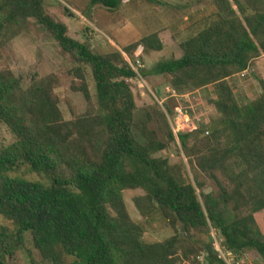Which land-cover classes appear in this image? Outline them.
Segmentation results:
<instances>
[{
    "label": "trees",
    "instance_id": "obj_1",
    "mask_svg": "<svg viewBox=\"0 0 264 264\" xmlns=\"http://www.w3.org/2000/svg\"><path fill=\"white\" fill-rule=\"evenodd\" d=\"M131 1L138 0H90L89 7L113 11ZM208 1L209 7L177 23V29L184 22V31L196 29L179 42L182 56L136 73L122 53L97 54L71 38L67 26L45 12L44 0H0V67L4 43L35 20L73 60L66 72L69 88L88 105L82 115L71 109L73 118L65 120L55 93L63 82L59 75L34 77L25 88L11 70L0 68V123L13 137L0 148V218L13 227L0 224V264H21L16 252L26 233L46 264H201L203 251L212 263L211 245L199 249L192 235L210 227L226 248L239 255L254 251L264 262V80L260 94L244 104L230 84L264 56V0ZM163 50L154 32L122 52L141 62ZM137 77L164 78L177 96L214 88L216 116L178 139L192 167L217 187V196L204 191L200 201V183L192 185L180 167L156 157L178 141L169 128L164 137L149 128L150 113L136 125L130 81ZM190 137L195 144L188 149ZM21 166L50 184L9 176ZM134 190L144 193L133 199L139 214L158 213L175 235L144 242L142 227L124 203L123 193Z\"/></svg>",
    "mask_w": 264,
    "mask_h": 264
},
{
    "label": "rangeland",
    "instance_id": "obj_2",
    "mask_svg": "<svg viewBox=\"0 0 264 264\" xmlns=\"http://www.w3.org/2000/svg\"><path fill=\"white\" fill-rule=\"evenodd\" d=\"M89 1L44 0V10L55 20L67 26L68 35L71 38L88 44L94 53L108 54L115 51L122 53L127 64L136 73L141 69L149 70L161 59L180 58L182 52L179 42L193 35L196 29L184 31L189 22H184V26L181 25L182 28L177 29V23L185 21L188 15L195 11L188 8L190 3H197V6L200 7L196 8L198 10L210 6L208 0H158L159 5H150L138 0L123 3L118 9L111 11L99 6L89 7ZM154 32L159 34L164 45L162 52L151 53L145 56L141 62L137 61L134 56H128L122 52L124 47ZM1 54L0 68L11 70L16 77L22 79L25 88L31 84L34 77L56 74L62 78V85L55 90V93L59 98L60 109L65 120L73 118L72 112L75 115H82L88 110V105L82 95L71 92L69 88L72 79L66 76V72L74 67L73 60L62 51L35 20L29 21L26 31L5 42L1 48ZM260 79L264 80V56L258 59L245 73L230 79V84L240 104L250 102L260 94ZM87 82L94 102L95 84L89 70L87 71ZM130 83L137 106L136 125L142 126L146 121V113H150L153 120L149 124V128L156 131L160 137L167 134V128L171 130V124L174 126V120L172 121L174 107L182 108L183 112L188 115V119L184 118V122L188 121L190 128L194 124L196 129L200 127L199 125H208L211 119L216 116V110L212 104L215 99L213 87L203 88L196 92L188 89L185 93L189 96L180 99L170 96L171 88L164 78L143 79L137 77ZM191 102L192 104H190ZM71 109H73L72 112ZM183 129L185 130L181 133L193 132H187L190 131L187 130V124ZM12 143L13 137L10 131L0 123V148L7 147ZM194 144L195 139L190 137L187 140V148ZM186 152L187 149L185 150L178 139V142H169L168 148L158 153L156 157L167 159L171 166L180 167L184 177L192 185L200 183L201 186L198 185L197 188L200 201L203 200L201 193L207 189L210 190V194L217 196V187L205 174L192 167ZM9 176L46 185L50 184V181L43 176L30 172L27 166L15 169L9 173ZM143 194L141 190L125 191L123 197L130 219L143 229L144 242H162L175 235L176 232L166 225L158 213L149 218H144L139 214L133 199ZM0 224L13 231V227L6 220L0 218ZM177 233L182 235L180 227L177 228ZM192 235L199 249L203 250L206 245H211L210 228L203 233L194 232ZM16 253L21 264H31L30 256L36 264H46L35 249L29 233L24 234V242L17 248ZM245 254L261 259L254 251ZM73 260L69 258L67 261L72 262Z\"/></svg>",
    "mask_w": 264,
    "mask_h": 264
},
{
    "label": "built area",
    "instance_id": "obj_3",
    "mask_svg": "<svg viewBox=\"0 0 264 264\" xmlns=\"http://www.w3.org/2000/svg\"><path fill=\"white\" fill-rule=\"evenodd\" d=\"M170 93H171L170 95L171 97L180 98V99L185 98V96L186 97L189 96L188 94L177 96L173 91H170ZM190 104H192V102ZM187 117L188 115L183 112L182 108L178 107L175 109V114L174 116H172V121L174 120L175 127L171 124L172 126L171 130H172V134L174 135L177 141H178V134L184 132L185 129L183 128L186 124H187V130H190L187 132H192L196 130L195 124L192 125V127L190 128V126L188 125V121L184 122V118ZM210 238H211L212 259L214 261L211 263L209 253L203 251L197 257L198 262H200L201 264H264V262L261 259L255 257L253 258L250 254L239 255L233 250L226 248L223 245V240L221 236L212 227H210Z\"/></svg>",
    "mask_w": 264,
    "mask_h": 264
},
{
    "label": "crops",
    "instance_id": "obj_4",
    "mask_svg": "<svg viewBox=\"0 0 264 264\" xmlns=\"http://www.w3.org/2000/svg\"><path fill=\"white\" fill-rule=\"evenodd\" d=\"M198 4L197 3H190V5H188V8H191L194 12H196L198 9L196 8H200L197 6Z\"/></svg>",
    "mask_w": 264,
    "mask_h": 264
},
{
    "label": "water",
    "instance_id": "obj_5",
    "mask_svg": "<svg viewBox=\"0 0 264 264\" xmlns=\"http://www.w3.org/2000/svg\"><path fill=\"white\" fill-rule=\"evenodd\" d=\"M209 192H210L209 189L205 190V194H208ZM206 260H208V259H206Z\"/></svg>",
    "mask_w": 264,
    "mask_h": 264
}]
</instances>
